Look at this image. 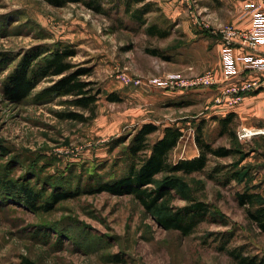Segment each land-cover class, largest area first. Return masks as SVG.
Returning <instances> with one entry per match:
<instances>
[{
    "label": "rangeland",
    "instance_id": "1",
    "mask_svg": "<svg viewBox=\"0 0 264 264\" xmlns=\"http://www.w3.org/2000/svg\"><path fill=\"white\" fill-rule=\"evenodd\" d=\"M259 7L264 10L261 2L245 4L241 18L251 16L252 23L241 29L213 23L215 12L205 10L202 0H83L64 7L45 0H0V264H18L23 257L37 264H239V254L264 258V232L238 201L239 193L252 192L262 196L252 210L264 204V94L251 99L264 92V85L234 106L216 103L227 83L163 89L154 82L192 78L208 70L217 74L220 57L215 42L208 49H192L183 31L172 34V40V35L147 27L150 19L162 28L171 27L175 18L170 16L175 13L181 23L190 21L198 34L220 37L223 75L217 76L222 80L227 44L221 29L249 31ZM40 46L75 49L78 53L70 62L91 69L86 80L101 90L93 119L63 118L67 112L88 116L92 111L76 107L72 97L44 93L58 77L42 81L22 104L4 95L7 77L24 55ZM235 49L246 57L264 54L236 44L232 56L239 74L232 83L250 75ZM179 50L180 60L175 62L170 52ZM112 93L121 100L110 101ZM230 114V122L221 123ZM203 122L204 139L213 148L237 153L209 155L204 170L178 174L183 189L160 204L180 209L201 201L210 207L206 221L190 235L161 227L158 215L147 212L131 195H82L51 211L36 212L6 194L4 181L13 180L14 188L27 186L40 192L38 205L43 206L61 185L84 188L92 177L106 180L120 175L127 168L133 135L148 123L160 128L151 142L168 126L182 128L184 135L170 161L194 159L201 153L196 137ZM243 128L256 135L240 140Z\"/></svg>",
    "mask_w": 264,
    "mask_h": 264
},
{
    "label": "trees",
    "instance_id": "2",
    "mask_svg": "<svg viewBox=\"0 0 264 264\" xmlns=\"http://www.w3.org/2000/svg\"><path fill=\"white\" fill-rule=\"evenodd\" d=\"M55 7H64L70 3H81L83 0H45ZM141 3L144 0H137ZM151 30L153 29L150 28ZM154 33V31H151ZM163 34V33H162ZM167 36L164 33L163 36ZM77 50L70 48H57L44 50L42 46L36 47L24 55L18 68L7 77L3 85L4 95L12 102L22 104L28 99L37 86L45 79L58 77L55 83L44 93L54 97H72L76 107L92 111V115L67 112L62 114L64 119L88 122L95 117V108L100 99L101 90L96 88L93 81L86 80L92 75L90 68L76 67L70 59L77 55ZM155 53H157L155 51ZM43 94V93H42ZM110 101H120L115 93L108 96ZM233 114L221 119V123L230 122ZM205 123L197 129L196 143L201 151L194 159H183L177 163L170 161L171 153L179 145L184 135L182 128L168 126L164 129L162 137L151 142L150 137L160 131L159 126L153 123L144 124L133 135L128 146V164L126 171L111 179L101 180L91 178L84 188H68L60 186L49 196L47 203L38 205L42 194L27 186L14 188L13 180H5L6 194L15 201L31 205L38 211H51L58 203L74 199L82 195L109 193L116 196L131 195L138 199L147 212L158 215V222L166 230H176L183 235H190L210 215V207L201 201L176 209L163 208L160 204L173 192L181 191L183 184L177 176L180 173L192 174L204 170L209 162V155L228 157L236 150L225 147L213 148L203 136ZM239 153V152H238ZM162 176V178H158ZM238 177L237 174H234ZM71 182H69L70 184ZM72 184V183H71ZM12 185V186H11ZM72 186V185H71ZM70 187V186H69ZM262 196L259 193L244 192L238 194L241 206L248 207V216L264 232V204L258 211L252 208L258 206ZM239 264H264V258L258 256L236 255ZM18 264H37L34 260L23 257Z\"/></svg>",
    "mask_w": 264,
    "mask_h": 264
},
{
    "label": "built area",
    "instance_id": "3",
    "mask_svg": "<svg viewBox=\"0 0 264 264\" xmlns=\"http://www.w3.org/2000/svg\"><path fill=\"white\" fill-rule=\"evenodd\" d=\"M220 32L223 37H225L227 44V48L224 52V54H226L225 63L227 62V64H224L225 75L222 80L218 78L217 74L213 70H208L205 73L192 78L176 76L169 78L166 81H158L154 83L163 89L170 90L213 88L221 85L222 83H227L228 85L220 88V93L216 97V103L219 105L223 104L229 106L239 104L243 100L246 93L251 91L254 92L263 87L264 54L258 57H246V55L240 57V60L242 59L241 63H243V67L245 66L244 72H250V75L243 80L237 79L235 83H232L233 80L236 79V75L239 74L237 71V68L239 67H234L235 60L233 59L232 53L233 47H235L238 43L259 53H264V10L260 7L255 10L254 25L249 31L239 32L234 30L232 26H226L221 29ZM253 135H256V131H250L246 128L239 131L240 140L250 138Z\"/></svg>",
    "mask_w": 264,
    "mask_h": 264
},
{
    "label": "crops",
    "instance_id": "4",
    "mask_svg": "<svg viewBox=\"0 0 264 264\" xmlns=\"http://www.w3.org/2000/svg\"><path fill=\"white\" fill-rule=\"evenodd\" d=\"M202 1H203V6L205 10H209L210 12H215L214 13L215 17H212L213 23L218 24V25H221L224 23H230L236 26L237 28H241V29L247 28L252 23L251 16H246L244 18H241V14L244 12L243 9H244L245 4H249V3L258 4V2H261L264 5V0H202ZM170 17L171 19L175 18L174 20H172L173 24H171V27L167 26L166 28H162V26L159 25L157 20L155 21L152 19H150L147 22V27L149 28L153 27L152 29L153 31H158V32L162 31L163 34L167 33V36H170L172 34L175 35V33L179 34L180 31H183L182 37L187 40V42L189 43L188 47H191L192 49H196L197 47L208 49L210 45L215 42V45H216L215 50L217 51L220 57L219 58L220 63L217 62L218 64H216L217 65L216 72H217V75L221 77L223 75L222 60H221L223 43L220 37L216 38V36H213L210 32H202L201 34H198V32H196V29L193 28V26L191 25L190 21L187 20L181 23V21H179L178 15L175 13L171 14ZM214 26L216 27V25ZM172 30H173V33H171ZM173 35H172V40L174 39ZM180 51L181 50H179L178 52L176 51L170 52L172 53L171 55H172V58L175 60V62L180 60ZM174 53L177 54L176 58L173 57V55H175ZM234 53L237 57L244 56V54H242L241 51L238 49H235ZM262 94H264V92H261L255 95L254 97H251V99L255 97L258 98ZM237 113H239V115L242 116L241 112H237Z\"/></svg>",
    "mask_w": 264,
    "mask_h": 264
}]
</instances>
